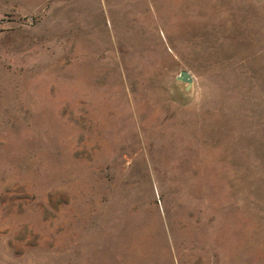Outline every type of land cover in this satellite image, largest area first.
<instances>
[{
	"label": "rangeland",
	"instance_id": "374dc122",
	"mask_svg": "<svg viewBox=\"0 0 264 264\" xmlns=\"http://www.w3.org/2000/svg\"><path fill=\"white\" fill-rule=\"evenodd\" d=\"M0 264H264V0H0Z\"/></svg>",
	"mask_w": 264,
	"mask_h": 264
},
{
	"label": "water",
	"instance_id": "95a60500",
	"mask_svg": "<svg viewBox=\"0 0 264 264\" xmlns=\"http://www.w3.org/2000/svg\"><path fill=\"white\" fill-rule=\"evenodd\" d=\"M176 80L190 84L192 82V76L186 70H181L176 76Z\"/></svg>",
	"mask_w": 264,
	"mask_h": 264
}]
</instances>
